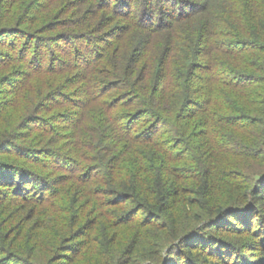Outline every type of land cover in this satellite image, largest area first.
Listing matches in <instances>:
<instances>
[{"label":"trees","instance_id":"obj_1","mask_svg":"<svg viewBox=\"0 0 264 264\" xmlns=\"http://www.w3.org/2000/svg\"><path fill=\"white\" fill-rule=\"evenodd\" d=\"M0 264H264V0H0Z\"/></svg>","mask_w":264,"mask_h":264}]
</instances>
